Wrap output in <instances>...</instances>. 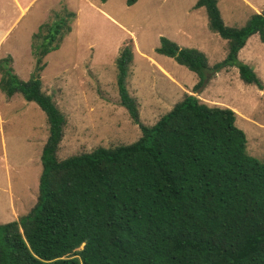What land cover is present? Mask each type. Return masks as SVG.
<instances>
[{
  "label": "trees",
  "instance_id": "trees-1",
  "mask_svg": "<svg viewBox=\"0 0 264 264\" xmlns=\"http://www.w3.org/2000/svg\"><path fill=\"white\" fill-rule=\"evenodd\" d=\"M195 8L206 9L210 30L227 41L225 59L211 67L203 52L166 37L157 52L195 73L198 89L209 73L237 66L244 83L262 90L238 56L253 35L264 43V11L234 28L217 0H197ZM76 17L66 8L33 34L29 80L14 73L11 56L0 60L1 89L37 103L49 126L37 202L18 221L0 223V264H264V162L247 151L234 110L186 94L154 125L140 124L137 141L58 158L66 117L39 75ZM133 61L127 45L116 60L117 86L139 124L127 89Z\"/></svg>",
  "mask_w": 264,
  "mask_h": 264
},
{
  "label": "rangeland",
  "instance_id": "rangeland-1",
  "mask_svg": "<svg viewBox=\"0 0 264 264\" xmlns=\"http://www.w3.org/2000/svg\"><path fill=\"white\" fill-rule=\"evenodd\" d=\"M17 1L0 0V32L9 31L0 42V60L11 56L14 73L24 81L36 73L33 34L66 8L77 14L72 32L44 59L39 75L43 91L66 117L60 160L133 143L142 135L140 124L154 125L193 94L209 106L234 110L247 136V151L264 162V43L258 34L238 58L257 72L262 90L244 83L239 68L232 66L209 73L198 93V76L157 52L166 37L200 50L211 67L225 59L227 41L210 30L206 9L195 8L197 0H138L132 6L127 0ZM217 1L225 24L234 28L264 11V0ZM127 45L134 53L127 89L138 106L139 124L121 104L117 86L116 60ZM48 135L40 106L19 93L9 97L0 87V223L18 221L35 206Z\"/></svg>",
  "mask_w": 264,
  "mask_h": 264
},
{
  "label": "crops",
  "instance_id": "crops-1",
  "mask_svg": "<svg viewBox=\"0 0 264 264\" xmlns=\"http://www.w3.org/2000/svg\"><path fill=\"white\" fill-rule=\"evenodd\" d=\"M15 3H16L17 5H19V2H18L17 0H15ZM26 9H27V8H26ZM26 9H24V11H25ZM8 32H9V31H7V30L0 32V33H1V34H0V42H2L3 38L8 34Z\"/></svg>",
  "mask_w": 264,
  "mask_h": 264
},
{
  "label": "water",
  "instance_id": "water-1",
  "mask_svg": "<svg viewBox=\"0 0 264 264\" xmlns=\"http://www.w3.org/2000/svg\"><path fill=\"white\" fill-rule=\"evenodd\" d=\"M209 78H210V76H209ZM209 78H207V77L205 78L203 84H202L201 87L198 89V93H200V92L202 91V89L205 88V86H206V84H207Z\"/></svg>",
  "mask_w": 264,
  "mask_h": 264
}]
</instances>
